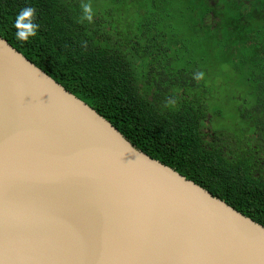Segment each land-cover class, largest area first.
<instances>
[{"label": "trees", "instance_id": "1", "mask_svg": "<svg viewBox=\"0 0 264 264\" xmlns=\"http://www.w3.org/2000/svg\"><path fill=\"white\" fill-rule=\"evenodd\" d=\"M26 6L39 29L24 43L12 25ZM0 37L136 149L264 226V0H0Z\"/></svg>", "mask_w": 264, "mask_h": 264}, {"label": "water", "instance_id": "2", "mask_svg": "<svg viewBox=\"0 0 264 264\" xmlns=\"http://www.w3.org/2000/svg\"><path fill=\"white\" fill-rule=\"evenodd\" d=\"M0 264H264V226L0 37Z\"/></svg>", "mask_w": 264, "mask_h": 264}, {"label": "clouds", "instance_id": "3", "mask_svg": "<svg viewBox=\"0 0 264 264\" xmlns=\"http://www.w3.org/2000/svg\"><path fill=\"white\" fill-rule=\"evenodd\" d=\"M84 10L86 13L85 18L91 21L90 6H84ZM35 13V8L31 6H26L17 13L12 26L16 30L15 37L18 41L27 43L31 37L37 35L39 25L34 22L36 19Z\"/></svg>", "mask_w": 264, "mask_h": 264}, {"label": "rangeland", "instance_id": "4", "mask_svg": "<svg viewBox=\"0 0 264 264\" xmlns=\"http://www.w3.org/2000/svg\"><path fill=\"white\" fill-rule=\"evenodd\" d=\"M227 93H231V90H228V91H226ZM177 105V104H176ZM214 105L215 106H217L218 105V103L217 102H214ZM224 108V107H223ZM224 110H226L227 112H226V114L229 116V111L228 110H231L230 108H224ZM218 124V122L217 121H213L212 123H211V127H213L212 128V130H215L216 128H217V125ZM221 127H223V128H230V125H226L225 127L223 126V125H221Z\"/></svg>", "mask_w": 264, "mask_h": 264}]
</instances>
